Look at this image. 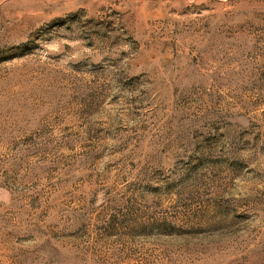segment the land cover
Here are the masks:
<instances>
[{
	"label": "rangeland",
	"instance_id": "obj_1",
	"mask_svg": "<svg viewBox=\"0 0 264 264\" xmlns=\"http://www.w3.org/2000/svg\"><path fill=\"white\" fill-rule=\"evenodd\" d=\"M0 264H264V0H0Z\"/></svg>",
	"mask_w": 264,
	"mask_h": 264
}]
</instances>
